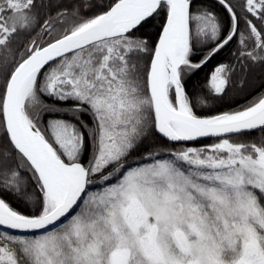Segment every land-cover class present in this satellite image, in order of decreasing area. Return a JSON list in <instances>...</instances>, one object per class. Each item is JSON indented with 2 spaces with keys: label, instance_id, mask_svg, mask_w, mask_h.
I'll return each instance as SVG.
<instances>
[{
  "label": "snow or ice",
  "instance_id": "1",
  "mask_svg": "<svg viewBox=\"0 0 264 264\" xmlns=\"http://www.w3.org/2000/svg\"><path fill=\"white\" fill-rule=\"evenodd\" d=\"M217 2L227 30L194 0H77L44 18L42 0H0V264H264V94L204 117L208 97L186 91L234 40L241 69L264 64V0L243 16ZM161 17L150 44L139 33ZM233 72L216 65L209 93ZM42 97L73 119L42 126L62 111ZM153 131L212 142L162 154Z\"/></svg>",
  "mask_w": 264,
  "mask_h": 264
},
{
  "label": "trees",
  "instance_id": "2",
  "mask_svg": "<svg viewBox=\"0 0 264 264\" xmlns=\"http://www.w3.org/2000/svg\"><path fill=\"white\" fill-rule=\"evenodd\" d=\"M77 0H42V3L46 5V7L42 8L40 11L41 18L47 17L49 14H56V7L58 5H63L64 7L70 8ZM97 4H102L105 7L107 4L111 3L112 0H95ZM231 3L236 5V11L239 15H245L244 11L240 7L242 5L243 0H231ZM194 7H208L211 8L217 15H219L222 19V22L225 26V30L229 25V16L227 12L220 6L217 0H194ZM103 10V9H98ZM84 12L87 13L88 9L85 8ZM253 22L257 24L259 27V21L255 20V18L251 17ZM70 23V22H69ZM162 23V17L153 21L150 25L146 26L139 35L146 37L149 40L150 44H154L157 38V35L160 30V26ZM57 31H59V25H56ZM241 28H243V23H241ZM251 44V41L248 42ZM241 45L239 41L234 40L230 43V45L226 46L202 71L198 74L191 76L186 80V91L190 96L196 97L198 95H204L208 97L207 106H201L196 108V112L200 116L209 117L215 114H219L224 111L234 110L239 108L240 106L246 105L251 102L254 98L264 94V64L259 62L253 63L251 61H244L247 64V67L241 69L240 63L238 60V53L241 49ZM206 48H201L196 54L193 56V60H199L200 57L204 54ZM218 64H228L232 65L234 68V72L231 74L228 88L226 90V95L223 97H215L211 93H209L206 85L208 75L212 71V69ZM3 92V82L0 81V93ZM49 104H56L58 108L62 109V111H52L46 112L41 117V125L46 126L48 121L52 119H66L71 120L73 117L67 113V105L52 100L49 97H42ZM83 119L88 120L87 116H84ZM243 139L247 141L259 142L260 134L252 133L248 136H245ZM212 142L211 139L201 140L197 142L190 143H173L163 139L156 132H151L149 139L145 143V147L149 148L152 144L160 146V150L162 154H165L168 150H179L181 147H203ZM0 143L5 146L10 147L7 144L6 138H3L2 129H0ZM159 158V157H158ZM140 157L137 156L133 160H130L129 163H135L136 160H139ZM97 183H101L97 181ZM11 203L18 210L29 213L30 208L23 204L22 202L16 201L14 198H10ZM16 235H20L18 233H14Z\"/></svg>",
  "mask_w": 264,
  "mask_h": 264
},
{
  "label": "water",
  "instance_id": "3",
  "mask_svg": "<svg viewBox=\"0 0 264 264\" xmlns=\"http://www.w3.org/2000/svg\"><path fill=\"white\" fill-rule=\"evenodd\" d=\"M159 136H161L160 134H158ZM162 137V136H161ZM163 138V137H162ZM163 139H165V138H163ZM208 139H210V138H208ZM208 139H202V140H208ZM166 140V139H165ZM201 141V140H200ZM179 143H190V142H179ZM18 234H20V235H30V234H25V233H18Z\"/></svg>",
  "mask_w": 264,
  "mask_h": 264
}]
</instances>
